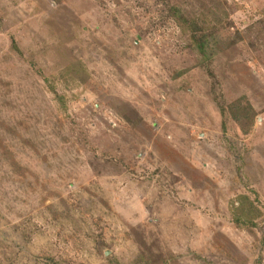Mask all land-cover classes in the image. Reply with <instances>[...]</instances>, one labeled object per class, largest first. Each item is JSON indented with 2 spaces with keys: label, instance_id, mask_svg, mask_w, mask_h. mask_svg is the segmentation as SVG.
<instances>
[{
  "label": "rangeland",
  "instance_id": "374dc122",
  "mask_svg": "<svg viewBox=\"0 0 264 264\" xmlns=\"http://www.w3.org/2000/svg\"><path fill=\"white\" fill-rule=\"evenodd\" d=\"M0 264H264V0H0Z\"/></svg>",
  "mask_w": 264,
  "mask_h": 264
},
{
  "label": "trees",
  "instance_id": "16d2710c",
  "mask_svg": "<svg viewBox=\"0 0 264 264\" xmlns=\"http://www.w3.org/2000/svg\"><path fill=\"white\" fill-rule=\"evenodd\" d=\"M171 11H172V15L177 19V21H179V23L184 22L186 20L181 7L173 6L171 8ZM195 28H194V30H195ZM193 40H194V43H195L198 51L203 54V60H206L207 58H211V56H209V53L207 52V50L210 49V46H208L210 38L207 37L206 35L198 38V36L195 35L193 37ZM14 46L17 50H19L16 43H14ZM241 110H244V108H242ZM244 199H246V198H244ZM241 206L242 207L238 211L240 216H247L248 221L253 224L256 216L258 215L257 208L254 206V204L250 200L247 201V203L243 202ZM235 220L237 222L242 221L240 217H238V218L236 217Z\"/></svg>",
  "mask_w": 264,
  "mask_h": 264
}]
</instances>
